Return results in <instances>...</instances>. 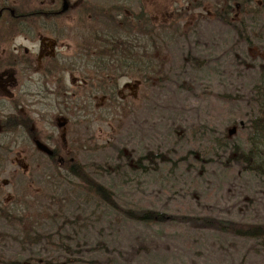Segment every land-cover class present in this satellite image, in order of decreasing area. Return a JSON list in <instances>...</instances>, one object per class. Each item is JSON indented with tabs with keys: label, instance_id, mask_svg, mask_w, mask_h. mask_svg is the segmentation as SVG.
Instances as JSON below:
<instances>
[{
	"label": "rangeland",
	"instance_id": "374dc122",
	"mask_svg": "<svg viewBox=\"0 0 264 264\" xmlns=\"http://www.w3.org/2000/svg\"><path fill=\"white\" fill-rule=\"evenodd\" d=\"M259 1L264 3L254 0L250 9ZM18 2L30 11L35 4ZM214 2L69 0L56 23L41 18L42 36L51 41L63 29L60 43L71 45V52L61 50L81 59L86 43L124 40L123 17L143 28L133 14L143 8L155 28L163 26L155 39L153 31L148 41L139 35L143 44L155 41L160 70L149 68L147 80L121 79L118 94L132 103L112 122L101 117L107 99L100 95L92 101V120L73 116L81 122L68 147L58 148L63 163L36 147L37 106L25 101L24 117L32 124L15 134L16 144L12 133L0 141V264H264V131L254 119L264 10L244 19L248 31L240 36L242 15L224 22L215 16ZM92 7L111 10L112 17H98ZM9 74L0 84L11 82ZM73 75L79 80L80 73ZM16 96H9V107ZM117 148L132 156L133 170H112ZM140 158L144 166L136 167ZM78 166L114 191L115 205L88 193L84 179L69 170ZM143 209L164 219L140 220L135 211ZM205 215L243 226L230 233L207 229L199 220Z\"/></svg>",
	"mask_w": 264,
	"mask_h": 264
},
{
	"label": "flooded vegetation",
	"instance_id": "af4514ba",
	"mask_svg": "<svg viewBox=\"0 0 264 264\" xmlns=\"http://www.w3.org/2000/svg\"><path fill=\"white\" fill-rule=\"evenodd\" d=\"M66 1L69 3V0ZM253 1L215 0L212 7L215 16H222L223 19L238 20V15H242L244 30L248 31L244 19L249 14L258 15L264 6V3L259 1L256 8L250 9V4ZM64 2L65 0H54L50 3L34 0V8L30 11L25 9L24 3L19 4L18 0H0V81L3 74L11 73L8 75L11 82L5 81L0 84V141L2 134L12 133L15 136L18 131L32 124L31 122L26 123L23 108L26 105L25 101L30 99L27 103L37 106L34 120L39 125L40 132L35 133L34 143L48 158H56L60 163H63L64 160L58 153V148L68 147L72 132L81 122V119L73 122V116L80 114L81 118L83 117L87 121L92 120L96 112L92 102L94 97L100 95L107 99L106 104L101 107L102 109L99 107L101 117L106 119L105 121L112 122L127 109V105L131 107L132 102H126L127 100L118 94L121 79L129 77L140 80L144 77L143 79L147 80L148 76L151 77L148 63L151 58L149 52L152 50V45L150 43L143 44V38L139 36L145 35L148 41L151 35L150 28L138 29L134 17H131L130 27L126 26L123 30V39L133 51L130 55L132 60L124 61L125 64L129 63V69L125 67L121 69V61L116 57L112 60L107 58L88 59L89 46L87 43L81 46V59H78L70 53L71 45L60 43L66 37L62 36L63 29H60L59 36L51 41L44 38L41 33L45 23H49V20L56 23L57 18L66 14L68 9L62 11ZM60 6L62 7L60 8ZM91 10L98 17H106L108 20L112 17L111 10L95 9L94 7ZM133 14L135 17L145 14L143 19L151 20L143 8L138 14L136 12ZM41 18L47 20L44 21L45 23L42 21V27L40 26ZM124 19L126 20L125 17H123ZM127 20H131L130 17ZM109 22L113 24L111 21ZM121 23L124 24V21ZM8 44L10 45L7 47ZM107 46L105 45V49L109 50L110 46ZM61 47H68L67 50L70 52H66L67 50L63 52ZM93 54L95 53H92L91 56ZM143 57L145 59L142 60ZM9 67V70L5 69ZM17 68H21L22 71L19 77L15 75ZM19 69L17 70L19 71ZM74 72L80 73L79 80L74 78ZM11 86L13 87L11 91L17 92L15 107H9L6 104L9 96L13 99V95H16V92L11 93ZM74 87L75 89H73ZM15 137L14 144L19 141L17 139L19 136ZM37 141L54 150V154L50 155L40 149Z\"/></svg>",
	"mask_w": 264,
	"mask_h": 264
},
{
	"label": "trees",
	"instance_id": "16d2710c",
	"mask_svg": "<svg viewBox=\"0 0 264 264\" xmlns=\"http://www.w3.org/2000/svg\"><path fill=\"white\" fill-rule=\"evenodd\" d=\"M264 7V6H263ZM264 10V9H262ZM103 11V10H100ZM145 16V14L142 15H138L137 18H141L142 22H143V26L147 29L150 28V31L153 33L152 39L154 38V32L161 27H156L154 26L152 20H150L149 18H145L143 19V17ZM224 22H227L228 20H231L230 18H226L223 19L222 16H220ZM224 17V16H223ZM124 24L127 26V28L130 27V23L129 20H123ZM112 22V21H111ZM241 30V31H240ZM240 36L243 34L244 29L240 28ZM246 36V35H245ZM248 38L247 36L245 37V39ZM114 39V40H109L106 41L108 43L100 44L98 45V48L95 49L96 46H89L90 48H94L95 49V55H96V59H115L114 57L118 58L121 61V65L120 68L123 69L124 67L129 69L130 67L128 66V64H125L124 61H130L132 60V58L130 57L131 53L133 52L130 48V46L121 38ZM117 40V41H115ZM114 41V42H113ZM153 42V41H152ZM127 44V45H126ZM105 45H108L107 47L110 46L109 50L105 49ZM120 46V47H118ZM126 46V47H125ZM156 48V44L155 41L153 43V47L152 49ZM151 50L150 55V63H148L149 68H151V70L153 69L154 71L158 69V72L160 70L159 67V61H157L158 57L155 56V50ZM93 51V50H92ZM92 51H89V55L91 56ZM94 53V52H93ZM144 53V51H143ZM117 55V56H116ZM145 59V57L142 58V60ZM145 65V64H144ZM261 72L263 75L262 78V84L258 85L257 87H255L254 89V103L256 104V108H257V114L254 116V119L257 123V125L259 126V128L261 130L264 131V63L261 65ZM144 78V77H143ZM117 159L118 162L117 164H113V171L116 172H120L124 169H128V170H133L134 169V162L132 160V156L126 155L125 153V149L123 148H117ZM149 156V155H148ZM143 160L140 158L138 159L135 164L137 165L136 167H138L139 164H141V166L143 165ZM111 164H107V167H109ZM128 167V168H127ZM69 170H71V172L74 175H77L80 178L84 179V186L85 189L88 191V193H91L92 195H97L98 197H101L102 199L107 200L108 202H110L111 204H116L115 200H114V196H113V190H111L110 188L104 186L102 183H100L99 181H96L95 179H93L92 177L90 178L86 172V169L82 166V167H69ZM84 176V177H83ZM133 212V211H132ZM136 213V217L140 220L143 221H151V220H163V214L155 209H143V210H139V211H135ZM8 215V214H7ZM185 218V216H184ZM199 220L201 221V223L203 224V226L207 229H212V230H216L222 233H230L233 231L238 230L239 228H241V226H243L242 222L237 221V220H230V219H226V218H222V217H216V216H210V215H205L202 217H199ZM263 226V225H261ZM247 227H251L250 225H248ZM3 264H28L26 261L23 260H19V259H7L6 261L3 260L2 261ZM35 264V263H34Z\"/></svg>",
	"mask_w": 264,
	"mask_h": 264
},
{
	"label": "water",
	"instance_id": "95a60500",
	"mask_svg": "<svg viewBox=\"0 0 264 264\" xmlns=\"http://www.w3.org/2000/svg\"><path fill=\"white\" fill-rule=\"evenodd\" d=\"M67 9H68V3H67V1L65 0L62 11H66ZM234 131H235V129H232V130L230 131V133H233ZM37 145H38V147H39L40 149L46 151V152H47L48 154H50V155H52V154L54 153V151H53L52 149L48 148L47 146H45L44 144H42V143L39 142V141H37Z\"/></svg>",
	"mask_w": 264,
	"mask_h": 264
}]
</instances>
